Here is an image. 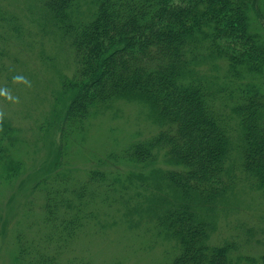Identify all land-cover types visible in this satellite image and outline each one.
Returning <instances> with one entry per match:
<instances>
[{
    "label": "trees",
    "instance_id": "16d2710c",
    "mask_svg": "<svg viewBox=\"0 0 264 264\" xmlns=\"http://www.w3.org/2000/svg\"><path fill=\"white\" fill-rule=\"evenodd\" d=\"M82 1L44 3L74 49L76 70L64 83L73 97L62 126V165L96 110L120 95L142 98L167 123L157 141L171 143L173 164L180 166L166 172L176 198L160 224L180 244L167 264H264V252L242 255L235 241L210 243L207 211L231 186L233 142L225 88L201 69L219 60L228 81L247 80L231 110L242 128L241 169L264 191V0H99L88 21L73 16ZM1 132L0 164L10 167L12 127ZM142 152L137 146L130 154ZM104 175L94 173L91 182ZM59 176L42 186L49 224L40 240L63 248L95 213L92 204L109 200L114 180L99 195L87 184L69 185L63 171ZM27 254L21 242L19 257Z\"/></svg>",
    "mask_w": 264,
    "mask_h": 264
},
{
    "label": "rangeland",
    "instance_id": "374dc122",
    "mask_svg": "<svg viewBox=\"0 0 264 264\" xmlns=\"http://www.w3.org/2000/svg\"><path fill=\"white\" fill-rule=\"evenodd\" d=\"M45 1L0 0V136L3 127H12L13 138L10 167L0 164V264H167L180 250L179 240L160 224L176 198L166 172L180 168L173 164L171 143L157 141L168 125L144 99L120 95L87 120L62 165V126L73 97L64 83L76 67L69 37L50 19ZM98 1L80 2L74 18L90 20ZM201 69L225 88L221 95L230 104L224 110L231 114L233 142L231 186L207 211L210 243L235 241L236 254L259 256L264 191L241 169L242 128L231 110L247 80L228 81L219 60ZM137 146L143 152L130 154ZM62 171L69 185L87 184L99 195L110 181L114 185L108 197L103 194L109 200L98 198L93 216L59 248L56 241L40 240L49 224L41 190L55 185ZM98 172L105 175L91 182ZM21 242L29 251L23 259Z\"/></svg>",
    "mask_w": 264,
    "mask_h": 264
}]
</instances>
